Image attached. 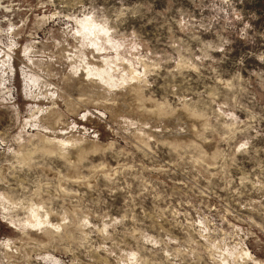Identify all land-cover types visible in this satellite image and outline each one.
<instances>
[{"label":"rangeland","instance_id":"1","mask_svg":"<svg viewBox=\"0 0 264 264\" xmlns=\"http://www.w3.org/2000/svg\"><path fill=\"white\" fill-rule=\"evenodd\" d=\"M0 264H264V0H0Z\"/></svg>","mask_w":264,"mask_h":264},{"label":"bare ground","instance_id":"2","mask_svg":"<svg viewBox=\"0 0 264 264\" xmlns=\"http://www.w3.org/2000/svg\"><path fill=\"white\" fill-rule=\"evenodd\" d=\"M29 219H31V218H29Z\"/></svg>","mask_w":264,"mask_h":264}]
</instances>
